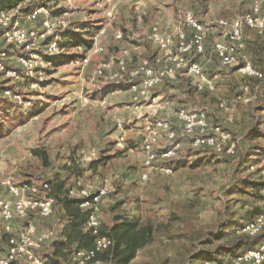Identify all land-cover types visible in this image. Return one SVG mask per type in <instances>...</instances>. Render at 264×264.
I'll return each instance as SVG.
<instances>
[{"label": "rangeland", "instance_id": "obj_1", "mask_svg": "<svg viewBox=\"0 0 264 264\" xmlns=\"http://www.w3.org/2000/svg\"><path fill=\"white\" fill-rule=\"evenodd\" d=\"M232 4L231 0H70L54 5L52 12L67 14L70 24V29L59 34L61 53L40 61L34 77L11 80L0 74V125L4 128L0 135V184L10 178L16 184L48 183L51 190L62 192L88 182L105 186L109 195L101 203L102 226H110L114 217L130 215L154 229L153 243L131 264H210L197 256L241 239L235 231L264 210L260 197L264 190L247 188L243 182H264V136L249 138L251 131L264 134V80H249L236 68L221 66L212 52L213 37L199 63L216 85L215 91L197 90L190 77L181 76L173 83L158 84L151 92L156 100L144 101L136 110L131 107L129 88H117V61L128 50L131 67L144 58L155 64L159 50L151 41L152 29L173 33L182 26L187 11L201 21H214L219 19L208 16L210 10L216 14L225 11L230 20L248 10L235 13ZM107 9L116 16L107 26L105 36L110 39L101 42L103 53L93 55L89 65L81 67L79 62L88 50L76 36L84 43L93 40ZM121 32L124 39L119 42L114 37ZM245 41L242 54L264 71V36L245 31ZM106 65L104 77L91 83L94 71ZM6 87L30 101L37 116L24 123L17 121L16 113L27 109L18 106L13 97H5ZM86 96L87 103L83 101ZM223 102L229 105L234 123L228 122ZM181 110L205 112L213 124L228 128L237 155L220 156L192 148V139L180 134L177 117ZM157 119L168 120L182 142L173 175L157 174L143 164L142 135L147 122ZM119 120L129 128L123 145L117 140ZM161 145L165 146L166 140ZM91 148L100 155L96 168L80 156ZM41 151L46 153L48 165L36 155ZM28 222L52 229L36 214L17 219L21 225ZM233 258L228 255L224 260L232 262Z\"/></svg>", "mask_w": 264, "mask_h": 264}, {"label": "built area", "instance_id": "obj_2", "mask_svg": "<svg viewBox=\"0 0 264 264\" xmlns=\"http://www.w3.org/2000/svg\"><path fill=\"white\" fill-rule=\"evenodd\" d=\"M53 1V0H51ZM250 8L247 12L234 20L221 18L219 20L201 21L192 11L184 15L181 27H176L173 33H163L158 27L152 29L151 41L157 46L159 52L155 57V64L144 58L135 67H131L128 50L122 52L117 61L119 74L116 76L119 83L117 88L127 87L133 94L132 108L139 110L143 102L156 100L151 92L162 82L173 83L181 76L190 77L197 90L215 91L216 85L204 74L199 58L205 56L207 41L215 37L212 52L221 66L236 68L244 78L249 80H264V72L255 67L250 59L243 55L246 48L245 31L264 36V0H248ZM67 14H54L46 6H37L27 13L22 11V5L12 9H3L0 5V38L3 46L0 48V74L11 80L34 77L40 61L47 57L54 58L61 53L62 40L59 36L62 30L70 29ZM112 9L104 14V24L92 37L93 45L80 60L81 67H87L93 55L104 52L101 40L107 34V26L115 20ZM121 41L123 33L115 37ZM106 66L99 67L91 77V83H96L105 75ZM5 97L16 100L18 106L31 109L30 101L22 100L13 95L11 89L6 87ZM83 101L87 103L88 97ZM249 102V99H246ZM105 104V102H103ZM227 114L229 123H234L229 105H221ZM180 121V134L192 139L191 147L196 150H210L220 156L235 157L237 146L232 132L222 125L213 124L208 114L202 111L181 110L178 113ZM129 128L123 121L117 122V140L123 145L127 140ZM177 130L168 121L157 119L148 121L142 135V151L144 154V167L157 174L173 175L180 157L182 142L179 141ZM166 140V145L161 143ZM83 162L91 164L98 160L99 152L91 148L81 152ZM255 168V167H251ZM148 176L143 175V179ZM7 191V196L4 192ZM109 195L105 186H98L94 182L79 184L69 191V197L79 200V206L89 211L86 230L95 239L94 247L89 250H77L73 253L68 264H107L100 254L110 250L114 245L112 238L102 235V222L100 215L102 201ZM57 200L52 195L48 183L37 186L34 182L16 184L12 179L4 180L0 184V220L3 232L9 236L8 250L0 259V264H44L37 252L44 245L54 241L57 232L50 230L39 233L35 224L28 225L13 234L12 222L16 219L26 220L36 214L41 218L52 216L57 208ZM264 234V213L253 220L243 224L235 231L239 238L255 239ZM231 264H264V238L253 249L239 252Z\"/></svg>", "mask_w": 264, "mask_h": 264}, {"label": "trees", "instance_id": "obj_3", "mask_svg": "<svg viewBox=\"0 0 264 264\" xmlns=\"http://www.w3.org/2000/svg\"><path fill=\"white\" fill-rule=\"evenodd\" d=\"M65 1L70 0H0V5L3 9H12L24 5L22 6V11L27 13L37 6H46L52 10L54 5ZM99 29L100 27L95 29L93 35H95ZM76 38L79 39V44L86 45V50H88L94 42V40H88L84 43L83 39L78 38V35ZM36 111L37 108L33 106L23 113H16L15 118H17V121L24 123L30 118L37 116ZM3 129L2 125H0V135L4 133ZM258 136H264V134L260 131H251L249 133L250 139H256ZM36 155L42 157L44 163L48 165L49 159L44 151L36 152ZM97 164L96 160L92 162L90 166L91 168H96ZM243 182L246 184L247 188H253L257 191L264 190V182L253 183L248 180H244ZM69 191L62 192L59 190L55 192L52 190V195L57 200V207L59 205L63 207L69 220L64 231V238L54 242L52 244V252L44 256V260L48 264H68L71 261L73 253L77 252V250H89L94 247L95 239L90 232L86 230V221L90 212L83 210L79 206V200L70 198ZM260 197L261 201L264 203V196ZM262 213H264V210H262ZM113 221V224L108 227L102 226L101 233L102 235L112 238L114 245L110 250L100 254V257L102 260L106 261L107 264H130L136 259L140 250L153 243L155 238L154 229L151 225H142L141 221L124 216L114 217ZM6 237L7 236H5V238ZM263 238V233L255 239L241 238L233 244L217 246L210 251H203L200 256H197V259L210 264H231V262H226L224 260L225 256L232 255V257H235L239 252L256 248ZM1 241L3 242L4 238H2ZM77 241V247L74 249L71 248Z\"/></svg>", "mask_w": 264, "mask_h": 264}, {"label": "crops", "instance_id": "obj_4", "mask_svg": "<svg viewBox=\"0 0 264 264\" xmlns=\"http://www.w3.org/2000/svg\"><path fill=\"white\" fill-rule=\"evenodd\" d=\"M234 4H232L233 5V7L235 8V10H234V12L235 13H237V11H239V10H245L246 8H248V10H249V8H250V1H248L247 3H245L243 0H231ZM222 4L223 5H225L226 4V1H222ZM247 10V11H248ZM246 11V12H247ZM207 15L208 16H211L213 19H221V18H225L226 16H227V13L224 11L223 13H221V12H219V13H215V11H213V10H210L208 13H207ZM229 15V14H228ZM232 16V15H231ZM234 16V15H233ZM228 17V16H227ZM238 17V16H237ZM237 17H235V19L237 18ZM100 18H97V20H99ZM103 19V18H102ZM99 21H103V20H99ZM101 25H102V23H100L98 26H100L101 27ZM108 37V35L107 36H105L102 40H101V42L102 43H105V40H108V39H110V38H107ZM263 71V70H262ZM264 72V71H263ZM5 191V190H4ZM56 191H58V190H56ZM55 191V192H56ZM4 195L5 196H7V191H5L4 192ZM33 215H35V214H33ZM124 217H129V218H132V219H136V220H139L138 218H136V217H131L130 215H126V216H124ZM17 219H19V218H16L13 222H12V224H13V234L14 235H16V234H18L19 232H21L24 228H25V225H21V224H18L17 223ZM42 220L44 219V220H47V222L46 223H48L49 224V226H50V228L52 227V229H49V227H47L46 225H44L43 224V226H41V225H38V224H36L35 222H34V224H36V227H37V229H38V232L39 233H43V232H47V231H50V230H54V231H56L57 232V237L54 239V241H52V242H49V243H47V244H45L44 245V248L42 249V250H44V249H46L45 251H44V254L42 255V256H40V255H38L42 250H40L39 252H37L36 254H37V256L38 257H40V258H42V260H43V263L44 264H48V263H46V261L44 260L45 259V255H47V254H49V253H51L52 252V244L54 243V242H56V241H60V239H63L64 238V231H65V229H66V226H67V224H68V220H69V217L65 214V211H64V209H63V207L62 206H58L56 209H55V212H54V214L52 215V216H50V217H48V218H41ZM21 220V219H20ZM114 220V219H113ZM111 221L112 222V224H113V222L114 221ZM142 223V222H141ZM111 224V225H112ZM2 227H3V225H2V223H1V220H0V241H1V239L2 238H4V241L2 242L1 241V249L3 250V256H1V258H3L5 255H6V253H7V250H8V238H9V236L8 235H6L4 232H3V229H2ZM104 227V226H103ZM5 236H7L6 238H5ZM77 245H78V241H77V243H74L73 245H72V247L71 248H76L77 247ZM146 247V246H145ZM144 247V248H145ZM143 248V249H144ZM142 249V250H143ZM141 251V250H140ZM140 251L138 252V256H139V253H140ZM138 256L136 257V259L138 258ZM0 258V259H1ZM136 259H134L131 263H133ZM130 263V264H131Z\"/></svg>", "mask_w": 264, "mask_h": 264}]
</instances>
